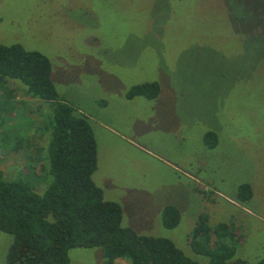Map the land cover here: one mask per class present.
Listing matches in <instances>:
<instances>
[{
  "label": "rangeland",
  "instance_id": "374dc122",
  "mask_svg": "<svg viewBox=\"0 0 264 264\" xmlns=\"http://www.w3.org/2000/svg\"><path fill=\"white\" fill-rule=\"evenodd\" d=\"M13 43L48 57L58 99L90 124L92 179L122 207L123 226L204 263L188 238L206 214L240 237L234 258L264 256V0H0V44ZM150 81L155 97L127 96ZM8 85L0 172L41 193L51 181L40 149L52 109L18 80ZM167 205L180 212L171 228L162 223ZM11 242L0 231V264ZM68 255L69 264H105L98 246Z\"/></svg>",
  "mask_w": 264,
  "mask_h": 264
},
{
  "label": "trees",
  "instance_id": "16d2710c",
  "mask_svg": "<svg viewBox=\"0 0 264 264\" xmlns=\"http://www.w3.org/2000/svg\"><path fill=\"white\" fill-rule=\"evenodd\" d=\"M50 74L51 62L43 53L19 43L0 44V119L13 108L10 79L18 80L26 94L52 109L42 126L49 140L40 151L46 152L51 176L43 192L35 191L21 177L6 179L0 172V231L12 235L5 264H69L71 248L95 246L101 248L105 264L119 257L128 258L129 264H264V256L253 263L234 258L240 237L229 224L211 227L206 214L199 215L188 238L192 252L207 258L204 263L184 254L168 238L123 226L122 207L106 200L92 179L97 168L92 128L71 105L58 99ZM158 92V83L150 81L133 86L127 96L155 97ZM20 146L15 142L12 148ZM238 190L241 198H251L249 183L239 185ZM179 220L175 206L163 208V226L174 227Z\"/></svg>",
  "mask_w": 264,
  "mask_h": 264
}]
</instances>
